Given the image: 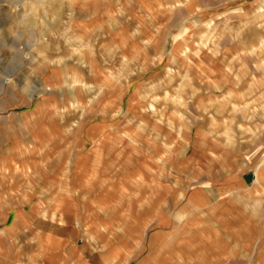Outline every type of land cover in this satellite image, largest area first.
Listing matches in <instances>:
<instances>
[{"label": "crops", "instance_id": "1", "mask_svg": "<svg viewBox=\"0 0 264 264\" xmlns=\"http://www.w3.org/2000/svg\"><path fill=\"white\" fill-rule=\"evenodd\" d=\"M134 1L78 0L71 7L82 12L81 24L105 27L116 10L135 25L142 22ZM142 36L141 43L152 42L153 34ZM108 38L113 54L85 50L83 66L56 64L48 75L52 110L66 112L43 120L54 143L49 153L64 158L37 169L48 177L34 176L32 211L13 212L24 202L23 190L0 180L6 189L0 204L15 203L0 205V264H264L263 163L201 162L197 151L211 153L201 131L193 133L194 144L183 131L157 133V110L167 123L177 122L171 118L177 109L166 88L160 87L158 106L135 92L140 73L124 66L135 59L133 36ZM73 110L80 119L67 116ZM152 132L163 140L159 149L147 141ZM178 144L194 145L195 154L184 158ZM88 170H100L99 177ZM216 170L227 173L211 185ZM136 171L147 173L139 178ZM43 197L49 205H41ZM86 199L89 210L81 206Z\"/></svg>", "mask_w": 264, "mask_h": 264}, {"label": "rangeland", "instance_id": "2", "mask_svg": "<svg viewBox=\"0 0 264 264\" xmlns=\"http://www.w3.org/2000/svg\"><path fill=\"white\" fill-rule=\"evenodd\" d=\"M77 1L0 0V180L8 181L6 189L16 185L24 193V202L13 212L34 209L32 186L36 177H48L37 169L64 158L49 153L54 143L43 120L66 112L52 110L49 97L55 92L48 89V75L56 64L83 66L79 55L85 50L89 55L113 54L109 34L136 40L135 59L124 65L140 73L135 92L158 106L160 87L166 88L165 98L177 109L171 117L177 122L167 123L157 110V133L183 131L194 144L193 133L201 131L207 139L210 154H195L194 145L178 144L184 158L195 154L198 161L217 165L264 162V0H135L141 25L128 23L114 10L105 27L81 24L82 12L72 8ZM151 34V43H141L142 35ZM69 113L70 118H81L75 110ZM137 130L151 134L144 127ZM152 133L155 137L147 141L159 149L163 140ZM162 146L165 150V143ZM96 154L98 160L101 154ZM74 157L79 156H70V162ZM90 158L84 163L90 165ZM92 173L99 177L100 170ZM144 173L136 171L139 178ZM212 173L214 185L227 172ZM244 173L250 176L253 171ZM119 178L127 180L122 173ZM42 199V206L49 205ZM81 206L92 207L89 199Z\"/></svg>", "mask_w": 264, "mask_h": 264}, {"label": "bare ground", "instance_id": "3", "mask_svg": "<svg viewBox=\"0 0 264 264\" xmlns=\"http://www.w3.org/2000/svg\"><path fill=\"white\" fill-rule=\"evenodd\" d=\"M257 168V167H256ZM262 169H263V167H262ZM264 171V170H263ZM262 171V176H264V172Z\"/></svg>", "mask_w": 264, "mask_h": 264}, {"label": "built area", "instance_id": "4", "mask_svg": "<svg viewBox=\"0 0 264 264\" xmlns=\"http://www.w3.org/2000/svg\"><path fill=\"white\" fill-rule=\"evenodd\" d=\"M262 167H263V169H264V162H263V164H262Z\"/></svg>", "mask_w": 264, "mask_h": 264}]
</instances>
